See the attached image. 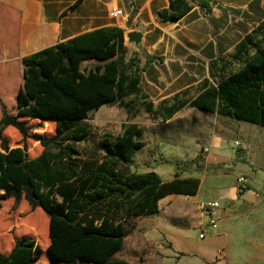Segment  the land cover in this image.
I'll return each mask as SVG.
<instances>
[{
	"label": "rangeland",
	"instance_id": "374dc122",
	"mask_svg": "<svg viewBox=\"0 0 264 264\" xmlns=\"http://www.w3.org/2000/svg\"><path fill=\"white\" fill-rule=\"evenodd\" d=\"M251 7L262 14L264 0H255ZM92 46L89 43L86 50L66 51L67 59L58 50L0 71V97L27 130L24 136L9 128L5 135L11 146L26 148L34 158L42 153L40 139L55 133L57 120L76 119L91 128L92 135L79 144L85 154L96 149L103 136L116 138L126 125L138 124L146 145L133 155L132 171H154L166 181L196 177L203 185L195 198L171 195L160 202V214L132 219L125 247L115 259L128 264H173L174 240L183 236L199 246L198 204L214 198L225 208L217 237L230 242L218 248L227 255L226 260H220L225 264H264V127L189 106L165 121L164 106L177 99L190 101L200 89L193 86L177 95L169 91L158 94L152 87L149 94L146 59L140 54L128 70L141 77V94L148 98L135 95L123 99L121 105L114 103L116 94H78L80 76L84 74L86 88L89 81L96 82L94 77L103 80L97 84L103 89L108 71L116 65L115 40L106 50ZM130 56L128 53L126 61ZM67 61L69 66L64 67ZM212 78L218 86L220 76ZM240 178H246L252 192L239 193ZM232 189L239 194L235 199L229 196ZM49 234V219L39 208L32 210L26 201L16 204L13 199L2 203L0 252L9 253L18 239L30 237L44 249L36 264H50Z\"/></svg>",
	"mask_w": 264,
	"mask_h": 264
},
{
	"label": "trees",
	"instance_id": "16d2710c",
	"mask_svg": "<svg viewBox=\"0 0 264 264\" xmlns=\"http://www.w3.org/2000/svg\"><path fill=\"white\" fill-rule=\"evenodd\" d=\"M198 1L209 10L208 0ZM189 10L190 7L184 11L179 8L178 13L170 15L166 11L160 15L164 21H178ZM125 37L120 29H104L25 59L58 50L67 59L66 51L86 50L89 43L93 44L91 49L106 50L115 40L116 65L105 78L107 86L97 87L103 80L94 77L96 82L89 81L86 88L83 74L76 92L116 94L114 103L122 105L123 99L135 95L149 97L141 94V77L129 73L128 67H133L136 59L126 61ZM245 41L255 52L239 71L223 78L218 86L205 79L194 99H177L164 106V120H171L189 106L264 127V22ZM146 59L147 65L163 60L156 56ZM0 104V208L4 201L13 199L16 204L26 201L32 210L43 211L49 219L50 264H128L115 257L125 247L130 221L160 214V202L171 195L195 197L200 191L202 182L196 177L166 181L154 171L131 170L133 155L146 145L138 124L126 125L116 138L103 136L96 149L83 154L79 144L92 135L90 126L76 119H60L55 133L40 139L42 153L31 158L26 148L11 146L5 132L15 128L27 136V130L18 117L9 113L1 97ZM249 190L250 186L241 185L239 193L245 195ZM11 250L0 252V264H36L44 254V249L30 237L18 239Z\"/></svg>",
	"mask_w": 264,
	"mask_h": 264
},
{
	"label": "crops",
	"instance_id": "0c3cea01",
	"mask_svg": "<svg viewBox=\"0 0 264 264\" xmlns=\"http://www.w3.org/2000/svg\"><path fill=\"white\" fill-rule=\"evenodd\" d=\"M208 1L209 10L198 0H0V71L80 36L120 29L126 37L143 35L138 46L125 37L128 61L139 54L163 59L148 65L145 60L149 94L152 87L158 94L178 95L205 79L215 84L213 76L222 80L236 73L254 54L245 39L264 22V11L255 13V0ZM187 7L178 21L161 18L162 12L171 15ZM112 10H121L123 16L112 18ZM237 195L236 189L229 192L231 199ZM221 205L220 225L225 214ZM217 233L205 240L198 237V247L183 236L174 240L173 264H225L220 260H226L225 250L218 248L230 242Z\"/></svg>",
	"mask_w": 264,
	"mask_h": 264
},
{
	"label": "built area",
	"instance_id": "2783aa9c",
	"mask_svg": "<svg viewBox=\"0 0 264 264\" xmlns=\"http://www.w3.org/2000/svg\"><path fill=\"white\" fill-rule=\"evenodd\" d=\"M112 18H119L123 16L121 10H112L110 13ZM241 185H248L246 178H240L239 180ZM222 211L221 202L217 199L202 201L198 204V212L202 218V221L199 225L200 234L199 239L205 240L211 234L218 231L220 227V213ZM221 253V251H220Z\"/></svg>",
	"mask_w": 264,
	"mask_h": 264
},
{
	"label": "water",
	"instance_id": "95a60500",
	"mask_svg": "<svg viewBox=\"0 0 264 264\" xmlns=\"http://www.w3.org/2000/svg\"><path fill=\"white\" fill-rule=\"evenodd\" d=\"M142 36L139 32H133L128 34L126 39L135 46H138L141 43Z\"/></svg>",
	"mask_w": 264,
	"mask_h": 264
}]
</instances>
